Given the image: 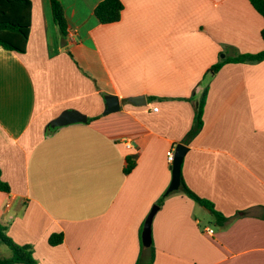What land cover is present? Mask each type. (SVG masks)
Instances as JSON below:
<instances>
[{
	"label": "crops",
	"instance_id": "0c3cea01",
	"mask_svg": "<svg viewBox=\"0 0 264 264\" xmlns=\"http://www.w3.org/2000/svg\"><path fill=\"white\" fill-rule=\"evenodd\" d=\"M30 1L26 52L0 46V168L11 189L0 223L13 242L32 246L36 264H264V61L210 71L264 49L249 0H120L112 24L94 15L103 0H59L65 38L51 0ZM206 87L203 127L186 143ZM107 96L118 112L103 115ZM136 96L147 104L128 101ZM65 110L93 120L50 131ZM177 144L189 149L187 187L229 221L217 225L179 188L145 248ZM53 234L63 243L51 246Z\"/></svg>",
	"mask_w": 264,
	"mask_h": 264
},
{
	"label": "trees",
	"instance_id": "16d2710c",
	"mask_svg": "<svg viewBox=\"0 0 264 264\" xmlns=\"http://www.w3.org/2000/svg\"><path fill=\"white\" fill-rule=\"evenodd\" d=\"M255 10L264 18V0H249ZM52 15L55 24L59 28L61 35L67 36V22L64 9L59 0H51ZM31 11L32 5L30 0H0V46L6 50L17 53H25L31 30ZM123 12V4L120 0H103L95 10L94 15L101 24L117 23L121 20ZM261 37L264 42V28L261 31ZM264 61V49L256 54H240L234 58H228L213 65L210 69L215 74L226 63H256ZM208 87L203 91L201 99L195 109V117L191 130L186 135L185 142L189 143L195 138L203 127V112L206 104ZM93 118L88 119V122ZM55 131L57 128H51ZM136 162L133 158H127V164L124 173L129 175L135 168ZM180 191L193 200L196 204L208 210L219 226H224L229 218L219 213L212 202L203 199L192 192L185 184L181 176ZM11 193L8 183L2 180L0 168V216L2 214L1 207ZM169 194H164L157 202V206H162L164 200ZM63 243L62 234H53L49 238L51 246H57ZM5 245L11 251V257L5 258L0 255V264H36L33 257V248L30 245H18L7 235L6 227L0 223V246ZM154 260L152 253L151 262Z\"/></svg>",
	"mask_w": 264,
	"mask_h": 264
},
{
	"label": "water",
	"instance_id": "95a60500",
	"mask_svg": "<svg viewBox=\"0 0 264 264\" xmlns=\"http://www.w3.org/2000/svg\"><path fill=\"white\" fill-rule=\"evenodd\" d=\"M66 44V39L62 40V45ZM128 101L137 105V106H145L146 98L144 96H136L128 98ZM120 101L116 96H107L105 98V109L103 111V115L112 114L118 112L120 110ZM88 118L85 114L76 111V110H65L61 112V114L55 118L51 123V128H59L68 126L76 123H87ZM188 148L183 144H177L174 150V159L171 166L172 171V180L166 191V194H170L172 192L177 191L181 186V168L183 160L188 153ZM159 206L155 205L151 209L147 219L145 221L143 232H142V243L145 248H148L152 244V234H151V226L153 218L158 211Z\"/></svg>",
	"mask_w": 264,
	"mask_h": 264
},
{
	"label": "built area",
	"instance_id": "2783aa9c",
	"mask_svg": "<svg viewBox=\"0 0 264 264\" xmlns=\"http://www.w3.org/2000/svg\"><path fill=\"white\" fill-rule=\"evenodd\" d=\"M155 110H157V109H155ZM127 147L130 148V145L127 144ZM173 159H174V151H171V152H169V154H168V162H169L171 165H172V163H173ZM206 232H207L208 234H213V230H212L211 228H207V229H206Z\"/></svg>",
	"mask_w": 264,
	"mask_h": 264
},
{
	"label": "rangeland",
	"instance_id": "374dc122",
	"mask_svg": "<svg viewBox=\"0 0 264 264\" xmlns=\"http://www.w3.org/2000/svg\"><path fill=\"white\" fill-rule=\"evenodd\" d=\"M200 208H201V207H200ZM200 208L198 209V210H199L198 212H199L200 214H202V215H203V214H208V213H206L205 211H203V210H204L203 208H201V209H200ZM207 216H209V215H207ZM1 246H3V250H5L7 253H8V252H9V253L11 252L10 249H9L8 247H6L5 245H1Z\"/></svg>",
	"mask_w": 264,
	"mask_h": 264
}]
</instances>
